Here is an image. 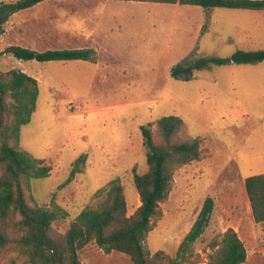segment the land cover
<instances>
[{"label":"rangeland","instance_id":"rangeland-1","mask_svg":"<svg viewBox=\"0 0 264 264\" xmlns=\"http://www.w3.org/2000/svg\"><path fill=\"white\" fill-rule=\"evenodd\" d=\"M0 24V71L20 70L39 83L37 109L21 130L20 148L52 168L50 177L32 180L26 196L32 206H59L69 214L54 224L57 234L116 179L132 216L141 205L135 173L148 171L142 127L152 123L155 129L159 119L178 116L185 122L183 140L203 139V157L175 173L146 249L175 257L211 197L213 214L190 262L208 264L213 246L232 228L247 248L244 264H264V223L255 222L245 187L247 178L264 174V62L213 66L195 72L190 82L172 76L175 66L194 58L264 50V11L48 0ZM11 46L91 50L93 58L25 61L5 52ZM82 155V173L68 182ZM80 257L82 264H133L94 243ZM0 264L26 263L4 252Z\"/></svg>","mask_w":264,"mask_h":264},{"label":"trees","instance_id":"trees-1","mask_svg":"<svg viewBox=\"0 0 264 264\" xmlns=\"http://www.w3.org/2000/svg\"><path fill=\"white\" fill-rule=\"evenodd\" d=\"M48 0H19L4 4L0 0V20ZM155 4L198 6L206 10L264 11V0H116ZM4 34L0 24V36ZM14 57L39 62H69L93 58L91 50H49L37 52L21 46L6 51ZM2 54V53H1ZM264 62V50H238L229 58L199 57L175 66L172 76L190 82L197 71L229 64L257 65ZM40 96L38 80L20 71H0V253L14 252L26 264H82L80 252L96 244L105 253L117 252L130 257L133 264H196L191 263L193 247L205 233L214 210V199L207 198L191 231L182 241L177 255L164 251L154 255L146 249V240L152 231V221L161 216L160 206L171 194L175 173L203 157L201 137L183 140L180 135L185 122L178 116L159 119L153 129L150 123L142 127L147 149L148 171L135 173V185L141 205L128 215L124 187L119 179L100 189L71 223L64 234H57L54 224L68 218L59 206L47 208L30 205L26 190L32 180L48 178L52 168L45 161L20 148L21 130L28 125L37 109ZM87 161L82 155L75 163L68 182L82 173ZM245 187L257 224L264 223V174L249 177ZM208 264H244L247 248L238 233L230 228Z\"/></svg>","mask_w":264,"mask_h":264},{"label":"crops","instance_id":"crops-1","mask_svg":"<svg viewBox=\"0 0 264 264\" xmlns=\"http://www.w3.org/2000/svg\"><path fill=\"white\" fill-rule=\"evenodd\" d=\"M77 61H82V60H77Z\"/></svg>","mask_w":264,"mask_h":264}]
</instances>
